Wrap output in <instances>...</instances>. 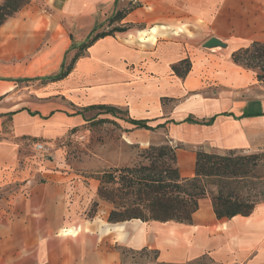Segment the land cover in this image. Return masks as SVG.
Listing matches in <instances>:
<instances>
[{
	"label": "crops",
	"instance_id": "0c3cea01",
	"mask_svg": "<svg viewBox=\"0 0 264 264\" xmlns=\"http://www.w3.org/2000/svg\"><path fill=\"white\" fill-rule=\"evenodd\" d=\"M137 1L122 24H141L140 39L129 28L100 38L58 80L46 78L92 31L110 28L109 17L127 0H28L2 25L0 264H124L143 250L155 253L156 264H264V202L249 215L218 218L207 195L191 223H112L99 179L74 173L61 149L47 154L59 156L54 161L28 155L39 152L37 142L48 146L84 125L92 105L147 120L153 129L109 114L130 145L182 146L176 154L184 178L196 175L200 149L264 152V81L232 57L264 41V0ZM213 36L227 46L204 47ZM184 59L191 68L181 77L173 65ZM20 79L41 87L16 93Z\"/></svg>",
	"mask_w": 264,
	"mask_h": 264
},
{
	"label": "trees",
	"instance_id": "16d2710c",
	"mask_svg": "<svg viewBox=\"0 0 264 264\" xmlns=\"http://www.w3.org/2000/svg\"><path fill=\"white\" fill-rule=\"evenodd\" d=\"M27 3L28 0H4L0 3V26ZM129 3L109 17V29L92 31L70 62L64 64L60 72L46 79L67 77L76 61L97 40L116 31L127 30L130 25L121 24L122 21L140 6L139 1ZM232 57L236 63L255 70L258 79L264 81V41H255L248 47L235 51ZM190 68L191 62L188 59L173 65L174 72L181 77H185ZM25 80L31 79L17 81L20 83ZM88 110H98L97 115L122 117V110L115 106L92 105ZM122 118L137 127L153 129L147 120L125 116ZM178 147L182 146L151 145L144 151L146 162L97 172V179L100 180L99 198L113 204L110 222L141 219L191 223L193 214L199 207V200L207 195L212 197L218 218L249 215L256 205L264 202V174L257 171L261 154L234 155L235 151L218 153L200 149L197 151L196 175L184 178L177 165Z\"/></svg>",
	"mask_w": 264,
	"mask_h": 264
},
{
	"label": "rangeland",
	"instance_id": "374dc122",
	"mask_svg": "<svg viewBox=\"0 0 264 264\" xmlns=\"http://www.w3.org/2000/svg\"><path fill=\"white\" fill-rule=\"evenodd\" d=\"M131 1L136 2V0H127L128 3L126 4L129 5V2ZM3 2L4 0H0L1 4ZM17 15L18 12L13 14V16ZM13 16L9 17L5 23L11 21ZM2 25L0 26V32ZM126 25H130L129 33H132L133 35L136 34L135 36L140 39L139 30L142 29L143 26L141 24L131 23ZM102 30H107V27H104ZM141 40H146V38L144 37ZM69 62L70 60L68 63ZM40 87L41 84L36 83L35 79L25 80L19 83V88L16 93L26 90H38ZM28 96L33 97L34 99L36 95L30 93ZM97 113L98 110H88L86 116H91V118H89V120L81 127L70 129L65 136L52 143L50 142L48 144L50 149H61V160L65 162L74 173L94 178H97V172L104 169L135 166L146 162V160L144 161V151L150 148L151 145L144 148L139 145L128 144L123 135L125 129L122 127L119 120L109 114L97 115ZM120 116L126 117V111L123 110ZM79 132L84 133L85 138H81V136L78 135L80 134ZM165 139V137L161 136L157 138V143L164 141ZM25 144L27 146L31 145L32 140H26ZM164 144L169 143L158 144L155 146H161ZM32 152L28 153V155H39L42 158L51 159L53 161L54 159L59 160V156L55 153L53 154V157H51L39 152L32 154ZM239 154H261L260 160L258 161L257 171L260 174H264V152L249 153L237 150L234 155ZM96 206L97 203H93L92 210L96 209ZM124 264H156L155 253L143 251L137 256H126L124 258Z\"/></svg>",
	"mask_w": 264,
	"mask_h": 264
},
{
	"label": "water",
	"instance_id": "95a60500",
	"mask_svg": "<svg viewBox=\"0 0 264 264\" xmlns=\"http://www.w3.org/2000/svg\"><path fill=\"white\" fill-rule=\"evenodd\" d=\"M227 44L223 41H221L220 39H218L217 37H211L209 38L205 43H204V47L206 48H214V47H226Z\"/></svg>",
	"mask_w": 264,
	"mask_h": 264
},
{
	"label": "built area",
	"instance_id": "2783aa9c",
	"mask_svg": "<svg viewBox=\"0 0 264 264\" xmlns=\"http://www.w3.org/2000/svg\"><path fill=\"white\" fill-rule=\"evenodd\" d=\"M82 138H83V136H82ZM35 148L37 151H39L43 154H49L50 153V148L44 142H37L35 144Z\"/></svg>",
	"mask_w": 264,
	"mask_h": 264
}]
</instances>
